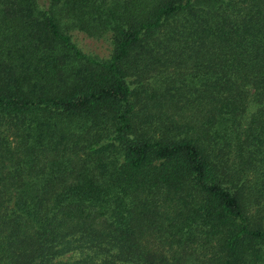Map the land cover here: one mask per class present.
<instances>
[{
	"label": "trees",
	"instance_id": "obj_1",
	"mask_svg": "<svg viewBox=\"0 0 264 264\" xmlns=\"http://www.w3.org/2000/svg\"><path fill=\"white\" fill-rule=\"evenodd\" d=\"M0 264H264V0H0Z\"/></svg>",
	"mask_w": 264,
	"mask_h": 264
},
{
	"label": "rangeland",
	"instance_id": "obj_2",
	"mask_svg": "<svg viewBox=\"0 0 264 264\" xmlns=\"http://www.w3.org/2000/svg\"><path fill=\"white\" fill-rule=\"evenodd\" d=\"M75 40L77 43L85 50L88 52H92L95 55H98L102 58H106L109 56V44L105 40H100V39H93L88 37L87 35L77 32L75 33ZM171 73L168 72L167 75H158L156 78L158 79L159 82H163V80H167L170 77ZM168 77V78H166ZM176 79V77L174 78ZM173 79V80H174ZM255 107L253 105L250 106L249 113L252 114L255 111Z\"/></svg>",
	"mask_w": 264,
	"mask_h": 264
}]
</instances>
